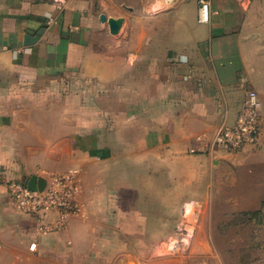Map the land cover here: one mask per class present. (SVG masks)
Returning <instances> with one entry per match:
<instances>
[{
	"label": "crops",
	"instance_id": "crops-1",
	"mask_svg": "<svg viewBox=\"0 0 264 264\" xmlns=\"http://www.w3.org/2000/svg\"><path fill=\"white\" fill-rule=\"evenodd\" d=\"M100 1L95 12L93 0H0V264H27L50 249L77 254L73 264H139L124 238L166 237L188 199L232 187L212 176L230 179L233 153L190 149L201 151L220 123L233 124L248 92L264 110V0H208V22L199 21V0H135V69L148 79V113L135 117L148 127L135 137V184L109 182L105 156L90 182L98 153L91 134L59 133L60 119L42 133L43 120L28 117L36 107L18 94L92 63L99 15L120 14ZM69 170L80 210L62 228H46L57 212L24 213L8 194L10 180ZM95 238L98 246L88 245Z\"/></svg>",
	"mask_w": 264,
	"mask_h": 264
},
{
	"label": "rangeland",
	"instance_id": "rangeland-1",
	"mask_svg": "<svg viewBox=\"0 0 264 264\" xmlns=\"http://www.w3.org/2000/svg\"><path fill=\"white\" fill-rule=\"evenodd\" d=\"M93 1L96 12L103 3ZM103 1L104 9L120 10L119 15L106 17L120 19L121 23L116 32L110 30L107 21L93 30L89 47L92 63L73 68L69 74L44 81L31 90L24 89L18 99L36 107L29 110L28 117L43 120L41 130L44 134L51 130V123L56 119L62 121L56 127L59 133L86 131L91 134L92 146L98 153L96 163L92 162L93 167L85 176L87 180L93 182L100 178L99 158L105 156L109 182L135 184V137L148 130L147 125L135 119L137 114L146 116L148 113L144 97L148 79L142 75L145 68L135 69L137 31L132 11L135 0ZM259 116V139L255 145L233 153L234 160L229 161L230 179L225 182L212 176L232 187L207 191L203 199H198L199 215L193 221L190 216L194 208H188L187 218L196 227L185 245L176 252H163L158 245L169 235L124 238L125 243L135 245L139 264H264V110L260 106ZM26 129L30 131L32 127ZM205 143L208 141L203 145ZM201 148V151L190 149L189 153L208 157L221 152L212 153L204 146ZM36 160L28 159V167H38ZM210 164L205 163V166ZM211 195L215 200L209 204L207 199ZM95 222L92 230L99 229L98 221ZM95 242L98 246L99 238L88 245ZM77 256L68 250L52 252L50 249L38 258L30 257L27 264H73Z\"/></svg>",
	"mask_w": 264,
	"mask_h": 264
},
{
	"label": "built area",
	"instance_id": "built-area-1",
	"mask_svg": "<svg viewBox=\"0 0 264 264\" xmlns=\"http://www.w3.org/2000/svg\"><path fill=\"white\" fill-rule=\"evenodd\" d=\"M199 21L209 20V1L199 0ZM259 100L254 91L247 93L243 100L236 120L233 124L220 123L211 140L205 143V150L216 153L220 150L235 153L245 147L255 145L260 136ZM7 191L17 208L27 214H47L57 212V221L47 226L58 229L67 225L69 218L76 215L80 206L77 202L79 182L74 171L53 173L46 176V184L42 191L27 187L26 180H10ZM194 208L192 221L198 218V203L194 200L182 205L181 218L175 226V233L163 239L158 247L163 252H176L185 245L193 235L196 225L187 218L188 208ZM35 243L29 245L34 250Z\"/></svg>",
	"mask_w": 264,
	"mask_h": 264
},
{
	"label": "water",
	"instance_id": "water-1",
	"mask_svg": "<svg viewBox=\"0 0 264 264\" xmlns=\"http://www.w3.org/2000/svg\"><path fill=\"white\" fill-rule=\"evenodd\" d=\"M99 19L102 22L107 21L109 24V28L112 32H116L120 27V23H121L120 19L107 18L105 14H100ZM45 184H46V177L41 175L32 174L28 176L26 179L27 187L32 190L42 191L45 187Z\"/></svg>",
	"mask_w": 264,
	"mask_h": 264
},
{
	"label": "trees",
	"instance_id": "trees-1",
	"mask_svg": "<svg viewBox=\"0 0 264 264\" xmlns=\"http://www.w3.org/2000/svg\"><path fill=\"white\" fill-rule=\"evenodd\" d=\"M260 212V210L257 211V213ZM248 214H251V212H248Z\"/></svg>",
	"mask_w": 264,
	"mask_h": 264
}]
</instances>
